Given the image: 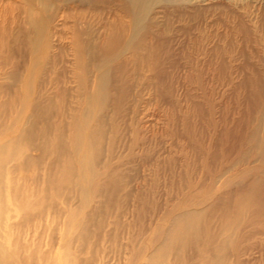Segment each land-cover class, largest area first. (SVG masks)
Masks as SVG:
<instances>
[{
  "label": "rangeland",
  "instance_id": "rangeland-1",
  "mask_svg": "<svg viewBox=\"0 0 264 264\" xmlns=\"http://www.w3.org/2000/svg\"><path fill=\"white\" fill-rule=\"evenodd\" d=\"M28 5L44 20L42 38L26 32ZM85 25L93 36L116 39L102 63L110 73L109 98L92 103L90 121L102 109L106 133L96 169L116 185L114 204L93 213L104 201L94 192L102 179L79 183L84 163L75 168L77 184L53 192L47 178L60 169L49 168L51 151L41 162L7 157L0 173V243L27 264H144L152 245L166 238L170 219L195 212L201 234L180 257L186 264H264V6L169 0L139 10L114 0L91 6L48 0L44 8L37 0H0V144L22 118L27 75L31 100L66 89L64 116L58 100L38 104L48 110L42 115L51 132L68 125L62 134L70 141L78 94L89 92L86 78L76 88L80 71L71 48ZM33 42L39 43L34 53L28 50ZM95 62L87 61L89 80L97 74ZM13 68L20 76L14 82L8 78ZM74 121L83 124L79 116ZM81 140L83 155L84 130ZM24 201L28 206L20 210ZM85 218L90 234L80 237L74 226ZM175 258L164 264H181Z\"/></svg>",
  "mask_w": 264,
  "mask_h": 264
},
{
  "label": "bare ground",
  "instance_id": "bare-ground-1",
  "mask_svg": "<svg viewBox=\"0 0 264 264\" xmlns=\"http://www.w3.org/2000/svg\"><path fill=\"white\" fill-rule=\"evenodd\" d=\"M40 2L44 8L46 7L48 0H37ZM101 2L106 0H78L80 5H88L91 6L95 2ZM116 2L121 3V5L127 6L129 8H145L149 6L151 2L161 3L169 0H114ZM258 8L264 6V0H249ZM130 10V9H129ZM49 11V10H48ZM133 10V14L135 17L137 12ZM261 11V10H259ZM258 11V12H259ZM257 12V11H256ZM261 14V13H260ZM143 15V14H142ZM258 15V14H257ZM25 20H26V32L29 34H35L38 37L43 36L44 30V20L41 16L33 13L28 5L25 9ZM117 23V22H116ZM50 24V23H49ZM139 21L133 20V28L136 30L138 28ZM87 25V24H86ZM85 25V29H87ZM103 30L105 26L102 27ZM121 29V25L117 28ZM91 30L82 31L79 27V30L75 31L74 37L78 40V42H74L71 45L72 50L74 51V66L76 72L80 71L79 75L76 77V88L79 89L81 87V79H88L86 82V86L89 89V92L81 95L78 94L79 100L76 102L78 104L77 109L73 113V119L71 122L70 129H73L70 141L64 138L62 134V130H67L68 125L62 124L60 127L54 132H51L52 125L47 122V118L44 117L43 113L46 112V108L41 107L40 101L41 99H45L47 101H57L60 103L57 106V112H59L60 116H64L66 109L69 110L65 99L67 97L66 89L57 88V91L53 94H46L44 98L42 96L37 98L36 100H31V94L33 95L35 92L32 91V88L29 83V75L26 80H23L22 92L25 95V106L20 109V112L23 111L22 118L17 122L13 123L10 126H13L9 130V137L0 144V173L2 160L15 156L19 160H35L36 162L43 161L46 156L51 151L53 154V159L48 163L49 168L58 167L60 169V173L58 176H50L47 178V186L49 190L53 192H58L62 189H70L72 186L77 184L76 179V169L81 168L82 164H85V174L82 177L78 178L79 183L87 184L92 182L97 177L102 179L101 183L96 186L94 189L95 193H98L102 198H104L103 204H99L97 209H94L93 213L99 211L102 207L109 208L114 204L112 200V196L115 192L116 185L110 181L111 178L105 176L104 173L98 171L96 169L97 164H100L101 154H102V138L106 133V129L104 126V122H102L103 111L100 109L97 114V121L92 124L90 123L93 120L94 113L92 111V103L100 102V104L104 103L107 100L108 95L106 93V88H108V78L110 77L109 71H107L102 63L108 59L107 55L110 54L109 50L116 43L113 38V34L109 37L101 39L99 37L93 36ZM99 33V32H98ZM47 34V33H46ZM30 36V35H29ZM53 37V36H52ZM96 37V39L94 38ZM97 40V41H96ZM122 41V40H121ZM121 41L119 45L121 44ZM10 45V44H9ZM118 45V46H119ZM10 47V46H9ZM39 43L33 42L29 44L28 50L32 53L38 51ZM80 57V62L78 61ZM82 57V58H81ZM89 59H96L95 67L97 74L94 75L93 79L89 80L88 70L89 64L87 61ZM27 64V63H26ZM88 65V66H87ZM37 69V68H36ZM18 72L15 68L9 73L8 78H10L13 82L19 79ZM75 78V77H74ZM74 82V81H73ZM35 85V84H34ZM36 90V89H35ZM76 91V89H75ZM88 94L89 97H88ZM44 96V95H43ZM87 96V98H86ZM94 96V97H93ZM82 98V99H81ZM93 98V99H92ZM81 99V100H80ZM93 100V101H92ZM39 103V104H38ZM82 104L84 105L82 107ZM73 107V106H71ZM70 107V108H71ZM50 109H55V105H50ZM48 111V110H47ZM43 114V115H42ZM27 116V118H26ZM79 116L83 124H81L80 128H78L75 124L74 117ZM41 117V118H40ZM38 122L43 124V130L37 127ZM9 127V126H8ZM17 127V128H15ZM15 128V129H14ZM84 130L85 133V152L84 154H80V145L82 144L81 140V130ZM2 132V131H1ZM0 132V133H1ZM11 133H14L12 136ZM11 135V136H10ZM36 141V139H38ZM23 147L24 150L20 149ZM70 148L73 151V155H70ZM35 150L38 152L36 157H31L27 154V151ZM104 163H102V166ZM76 168V169H75ZM102 176V177H100ZM115 180V179H114ZM44 190V188H42ZM80 193L82 197H85V189L80 188ZM14 194V191L11 192ZM1 198V192H0ZM45 205V199L40 198L37 202L38 208H42ZM83 207L87 206L86 200L83 199L81 202ZM80 205L81 208H83ZM20 210H24L28 204L26 201L20 202L18 204ZM199 214L195 212H182L172 217L169 222L168 233L165 236L164 241L152 245V251L148 259L144 264H164L169 260V257L177 256L175 259L181 262V264H186L184 258H180L184 255V251L189 247V243H193L194 240H198V237L201 234V225L202 221L199 220ZM27 218V217H25ZM0 222H1V213H0ZM87 219L85 218L80 223H77L74 228L80 232V237H85L90 234V231H87L86 227ZM163 240V239H162ZM67 246V244H66ZM220 246L218 247L219 250ZM196 254H198L201 250L199 248L196 249ZM221 252V248H220ZM203 253H208L207 250L203 251ZM65 258H69V252H63L62 254ZM202 255V254H201ZM33 257V256H31ZM202 257V256H201ZM220 256L217 254L214 258L215 261H219ZM72 260L75 261L74 257ZM0 264H27L25 261V256L20 257L17 252L8 251L4 247L3 244L0 243Z\"/></svg>",
  "mask_w": 264,
  "mask_h": 264
}]
</instances>
